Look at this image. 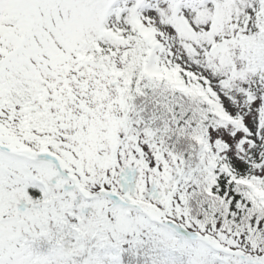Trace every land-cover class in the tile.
I'll use <instances>...</instances> for the list:
<instances>
[{"label":"snow or ice","instance_id":"snow-or-ice-1","mask_svg":"<svg viewBox=\"0 0 264 264\" xmlns=\"http://www.w3.org/2000/svg\"><path fill=\"white\" fill-rule=\"evenodd\" d=\"M0 264H264V0H0Z\"/></svg>","mask_w":264,"mask_h":264}]
</instances>
